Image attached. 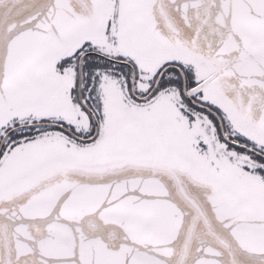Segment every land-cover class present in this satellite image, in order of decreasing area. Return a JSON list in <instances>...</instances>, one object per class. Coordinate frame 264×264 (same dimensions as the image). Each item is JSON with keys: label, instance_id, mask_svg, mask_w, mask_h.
<instances>
[{"label": "snow or ice", "instance_id": "1", "mask_svg": "<svg viewBox=\"0 0 264 264\" xmlns=\"http://www.w3.org/2000/svg\"><path fill=\"white\" fill-rule=\"evenodd\" d=\"M0 264H264V0H0Z\"/></svg>", "mask_w": 264, "mask_h": 264}]
</instances>
